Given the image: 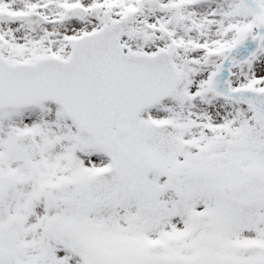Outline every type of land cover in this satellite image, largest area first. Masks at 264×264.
Here are the masks:
<instances>
[{"label": "snow or ice", "instance_id": "1", "mask_svg": "<svg viewBox=\"0 0 264 264\" xmlns=\"http://www.w3.org/2000/svg\"><path fill=\"white\" fill-rule=\"evenodd\" d=\"M0 264H264V0H0Z\"/></svg>", "mask_w": 264, "mask_h": 264}]
</instances>
